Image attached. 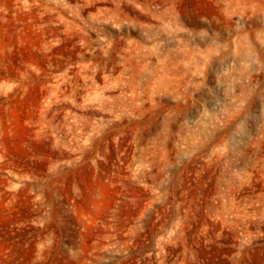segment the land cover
<instances>
[{"label": "rangeland", "instance_id": "374dc122", "mask_svg": "<svg viewBox=\"0 0 264 264\" xmlns=\"http://www.w3.org/2000/svg\"><path fill=\"white\" fill-rule=\"evenodd\" d=\"M242 8L0 0V264H264V8Z\"/></svg>", "mask_w": 264, "mask_h": 264}, {"label": "bare ground", "instance_id": "6f19581e", "mask_svg": "<svg viewBox=\"0 0 264 264\" xmlns=\"http://www.w3.org/2000/svg\"><path fill=\"white\" fill-rule=\"evenodd\" d=\"M229 2H231V4H233V2H237L240 6H243L242 9H239L242 13H240V11H238V13L242 16L243 15L246 16L247 11H248L247 10L248 6L251 7V9H253V8L257 9V11L264 8V0H229ZM231 7H232V5H231Z\"/></svg>", "mask_w": 264, "mask_h": 264}]
</instances>
